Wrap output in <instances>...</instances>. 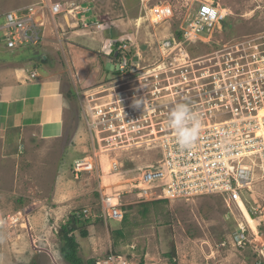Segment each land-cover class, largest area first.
<instances>
[{
    "label": "rangeland",
    "instance_id": "obj_1",
    "mask_svg": "<svg viewBox=\"0 0 264 264\" xmlns=\"http://www.w3.org/2000/svg\"><path fill=\"white\" fill-rule=\"evenodd\" d=\"M73 1L0 0V25L8 12L28 13L33 8L46 10L42 5L56 2L61 7L66 3L72 4ZM87 1L91 0L76 2ZM110 1L114 15L110 21L116 24L120 20L127 25V29L118 28L115 35L120 38L126 36L129 41L128 49L132 50L131 57L135 53V56H140L144 61L153 60V51L156 50L158 41L171 37L179 39L187 27L184 23L185 19L188 17L193 19L194 11H196V7L191 8L187 5V0ZM169 1L173 17L163 22H150L147 12L153 8H164ZM162 3L164 6H158ZM214 3L221 4L224 13H226L225 10L230 11L231 16L228 17L233 18H225L218 22L214 29L212 28L211 35L205 40H214L216 30L221 28L225 42L234 38L232 42L236 43L251 39L254 43H264V0H214ZM78 9L73 8L71 12L79 14ZM39 16L42 19H37ZM37 17L33 18V25L43 35L42 21L47 19L44 11L38 13ZM96 20L87 24L88 28L92 29L91 24ZM47 21L44 31L45 29L50 31L52 35L50 34L49 37H54L56 41L57 37L53 32L51 20L48 18ZM55 23L57 27H63L59 18H55ZM134 24L135 34L133 35ZM108 26L103 23L99 26L100 29L94 27L90 35H102ZM61 37L60 31L59 38ZM42 40L40 38L37 43L26 46L24 49L18 47L13 50H7L0 43V72L27 65L29 61H26L25 57H31L36 53L38 56L43 55L41 59L47 57L51 61L53 58L48 51H44L45 48L37 49ZM94 40L95 38L86 36L78 38L77 41L89 47L88 44ZM123 42L124 40H121L118 44L121 45ZM104 44L103 41L98 44L95 70L86 78H81L82 81L76 78L75 85L74 82L67 80L68 70L62 77L65 89H68L67 85L70 87V84L75 86L76 91L73 92L79 105L74 103L73 108L70 107L65 135L61 141L55 145L41 141L29 150V153L37 155L41 150L44 151L46 161L40 163L35 162L33 158L27 159L24 161L26 166L21 167L20 164V169L18 166L8 167L0 162V180L3 183L0 184V211L4 217L18 211L26 214V220L22 223L19 221L14 229L0 230V264H68L60 255V227L66 224L75 211L80 215L78 227L88 234L82 237L78 230L73 233L78 245L77 255L82 259L83 264H88L90 261L96 264L98 259L106 257V254L121 256L126 264L141 262L142 264H264V256L260 254L264 247V182L259 183L253 193L244 194L245 205L251 213L247 211L243 202L239 203L238 213L233 207L228 210L220 199L210 197L192 202H157L126 206L121 208L122 220L102 218L101 195L121 193L123 189V186L112 189L113 174L122 171L128 173L137 169L139 162L142 161L141 156H148L149 153L136 149L118 148L116 150L115 146L113 150H107L103 143L108 139L107 135L110 136L114 130L108 132L104 124L99 121L100 118L93 117L92 113L87 111L88 107L114 108L115 102H118L117 98L121 96L125 98L126 103L133 98L141 100L137 97L138 91L130 79L113 86L103 85L115 79L112 75L118 69V63L114 62L115 55L111 48L113 43L108 41L109 46ZM224 44L223 42L217 46L221 48ZM215 45L198 44L199 47L191 48L190 52L192 56L198 57L211 53ZM59 57L62 67H69L70 72L76 76L71 60H65L63 54H59ZM69 78H71L70 74ZM80 82H84L86 86H81ZM100 91L104 93L101 94ZM130 91L133 92V96L128 94ZM88 95H95L96 100L89 102ZM104 114L107 112L104 111ZM110 116L106 115V117ZM14 134V131L10 132L11 136ZM18 146L15 143L14 147ZM58 153L60 162H55ZM78 158H87L96 165L92 171H83L78 178H75L73 165L71 169L66 165H71ZM62 163L65 166H62ZM118 163L122 166L119 167ZM19 170L27 174L33 172L38 178L37 183H34L35 186L32 187L34 191L28 189L27 186L30 183L25 176L20 175ZM109 172L110 175H108ZM53 194L59 197L57 207L53 205ZM125 198L129 200V197ZM42 202L44 207L41 210L39 204ZM237 225L245 231L243 238L238 235ZM117 233H122V236H118Z\"/></svg>",
    "mask_w": 264,
    "mask_h": 264
},
{
    "label": "built area",
    "instance_id": "obj_2",
    "mask_svg": "<svg viewBox=\"0 0 264 264\" xmlns=\"http://www.w3.org/2000/svg\"><path fill=\"white\" fill-rule=\"evenodd\" d=\"M49 10L59 14L60 5L51 4ZM34 14L33 9L6 14L0 26V41L7 50L40 40V30L33 25ZM147 15L150 22L173 17L166 7L153 8ZM228 16L213 4H200L193 19L188 17L189 21L184 22L187 27L179 39L157 42L152 61L141 60L135 53L131 57L129 41L118 47V69L112 75L115 79L103 85L113 86L130 79L142 103L137 107L135 98L126 103L121 96L114 108L88 107L87 111L100 118L108 132L114 130L103 143L107 150L115 146L116 150L149 153L141 156L137 169L113 174L112 189H123L121 193L101 195L104 219L122 220L121 208L126 204L192 202L210 197L237 211L239 203H245L244 194L264 181V43H254L252 39L231 42L198 57L190 52L198 44L209 45L211 42L204 41L212 28ZM128 94L133 96L132 91ZM88 96L89 102L96 100L95 95ZM178 102L187 104L201 122L197 141L187 149L179 147L167 124L170 109ZM94 165L87 158L76 161L75 178L83 171H92ZM25 220L24 212L4 217L0 211V230L14 229L15 224ZM237 232L244 237L240 225ZM260 254L264 256V247ZM122 260L121 256L106 254L96 264H125Z\"/></svg>",
    "mask_w": 264,
    "mask_h": 264
},
{
    "label": "crops",
    "instance_id": "obj_3",
    "mask_svg": "<svg viewBox=\"0 0 264 264\" xmlns=\"http://www.w3.org/2000/svg\"><path fill=\"white\" fill-rule=\"evenodd\" d=\"M74 1L72 4L66 3L63 6L61 5V13L59 14H52L47 8L46 10L40 9L36 11L35 17L38 16V13L44 11L45 17L47 18L42 21L43 35H41V31L39 33L41 36L40 38H43V40L39 46H36L38 50H41V48L43 50L45 48L46 50L44 51H48L53 58L51 61H49L47 57L41 59L43 55L38 56L36 53L31 57H25L26 61H29L27 65L24 63L25 65L23 66L5 69L0 72V162L5 166H18L20 169V164L21 167H23V165L26 166L24 161H27V159L30 160L33 158L35 162L40 163L46 161L47 157L44 151L41 150L37 155L35 153H29V150L41 141L53 143L54 145L61 141L65 135L66 121L69 114L68 111L71 109L70 107L73 108L74 103L79 105L78 99L73 92L76 91L75 86L70 84V87L67 85L68 89L63 87L64 80L62 77L65 75V72L67 70L69 71V73H67V80L69 79L76 85V78L80 80L83 77L86 78L89 73L95 70V62L98 59V44L101 41L105 43L104 45H106L108 41L113 43L111 48L114 49L121 40L126 38V36L120 38L115 35V31L118 28L124 30L127 29V25L124 21L120 22V20L116 22V24L110 21L111 17L114 16L110 0H91L80 3L76 2L77 0ZM187 2V5H190L189 7H196V11L200 3L213 4V6H217L219 10H222V5L219 3L215 4L214 0H187ZM158 6H164V4L162 3ZM165 6L170 9V1L169 3L167 2ZM73 8H79L77 10L79 14L71 12ZM227 13L230 16V13ZM48 18L51 20L53 32L56 34V41H54V37H49L50 34L52 35L50 31L46 29L44 31V28L47 27L48 24ZM55 18L61 20L63 27H57ZM37 19L40 20L42 18L39 16ZM95 19H97L94 22L95 24L106 23V25H109L105 28L104 34L90 35V31L93 28L84 27L85 22L91 23ZM186 20L187 19H185V21ZM188 21L189 20H187V22ZM109 28H111V32L108 31ZM132 28L134 35L135 24ZM220 30L221 28L216 30L214 40L211 39V41H209L211 42L210 45L216 44L215 46L217 47L218 44L223 42L229 44L234 39L225 42L226 39H224ZM60 31L62 33L61 39L59 38ZM86 36L95 38L94 41L88 44L89 47L96 46L94 49L78 43V38ZM146 36L149 37L150 35ZM204 42H207V40ZM203 45L210 46L206 44ZM59 54H63L65 60H71L76 70L75 72L77 73L76 76L70 72L69 67H62ZM69 74L71 78H69ZM80 85L83 87L86 86L84 82H80ZM13 131L15 134L11 136L10 132ZM15 143L19 146L14 147ZM8 148H10V150H7ZM11 151L14 153H8ZM28 154L30 155L29 157ZM59 156L58 153L55 162H60ZM73 162L71 165L67 164L66 166L71 169ZM61 165L65 166L63 163ZM29 171L31 170L29 169ZM18 172L29 181L30 184L27 186L28 189L34 191L32 187L35 186L34 183L38 181L35 174L33 172L27 174L23 172V170H19ZM0 184H3L1 180ZM56 187H58L57 182ZM53 197V205L56 206L59 197L55 194H53ZM39 207H41L42 210L44 203L42 202L39 204Z\"/></svg>",
    "mask_w": 264,
    "mask_h": 264
},
{
    "label": "clouds",
    "instance_id": "obj_4",
    "mask_svg": "<svg viewBox=\"0 0 264 264\" xmlns=\"http://www.w3.org/2000/svg\"><path fill=\"white\" fill-rule=\"evenodd\" d=\"M55 3H53V4H55ZM57 4H59V3H57ZM200 4H202V3H200ZM50 5L51 4H49V5H42V6H44L47 9H49V6ZM33 10L35 11V14H34V17H35L36 16V11H38V10H37V8H33ZM21 12H23V11H21ZM8 13H12V12H8ZM60 13H61V9H60ZM6 14H5V16H6ZM5 16H4V19H5ZM3 23H4V21H3ZM3 23H2V25H3ZM84 24H90V23L89 22H85ZM2 25H0V26H2ZM100 25H101L100 23L95 24L93 22L91 24V27H93V28L95 27V28L99 29L98 26H100ZM85 28H88V26L85 27ZM109 29H111V28H109ZM127 39L128 38L126 37L123 40L126 42ZM41 40H42V38H41ZM0 43H2L3 46L5 47L3 41H0ZM27 46H29V45H27ZM119 46H120V44H118L117 47H115L114 49H112L113 52H114V55L116 57H119L120 56V54H118V52H117V49H118ZM25 47L26 46L20 47V48L21 49H24ZM116 57L114 58V62H116V60L118 59ZM141 103H142L141 100H135L134 101V104L137 107ZM167 124H168L169 128H171L174 131L177 144L179 145V147H181L183 149L190 148L197 141V139L199 137L200 128H201V122H200L199 118L197 117V115L185 103L178 102V103H176L175 105H173L171 107L170 112H169V115H168ZM82 159H84V158H78V159L74 160L73 166H74V163L76 161H79V160H82ZM98 160H96V161H98ZM262 182H264V181H262ZM262 182H258L256 184V186L253 188V191L250 192V193H253L254 190H255V188L259 185V183H262ZM157 202H165V201L143 202V203L129 204V205H126V206H133V205H139V204H145V203H157ZM244 205H245V203H244ZM126 206H124V207H126ZM245 207H246L247 211L250 210L246 205H245ZM237 211L239 213V208H238ZM249 212L251 213V211H249ZM100 213H101V209H100ZM237 227H238V225L236 226V228ZM123 262H124V260H123Z\"/></svg>",
    "mask_w": 264,
    "mask_h": 264
},
{
    "label": "trees",
    "instance_id": "obj_5",
    "mask_svg": "<svg viewBox=\"0 0 264 264\" xmlns=\"http://www.w3.org/2000/svg\"><path fill=\"white\" fill-rule=\"evenodd\" d=\"M75 212H73L70 215L66 224L60 227V233H61L60 234L61 235L60 255L62 259L66 261L68 264H83L84 262L77 255L78 245H77L76 238L73 235V233L78 230L81 233L82 237H86L88 236V234L86 231H84V229L78 227L80 223V219H79L80 215H78ZM121 234L117 233L118 236H122ZM142 263L143 262H141L140 264ZM88 264H94V262L90 261L88 262Z\"/></svg>",
    "mask_w": 264,
    "mask_h": 264
},
{
    "label": "bare ground",
    "instance_id": "obj_6",
    "mask_svg": "<svg viewBox=\"0 0 264 264\" xmlns=\"http://www.w3.org/2000/svg\"><path fill=\"white\" fill-rule=\"evenodd\" d=\"M225 12H230V11H227V10H225ZM224 13V12H223ZM231 16V15H230Z\"/></svg>",
    "mask_w": 264,
    "mask_h": 264
},
{
    "label": "water",
    "instance_id": "obj_7",
    "mask_svg": "<svg viewBox=\"0 0 264 264\" xmlns=\"http://www.w3.org/2000/svg\"><path fill=\"white\" fill-rule=\"evenodd\" d=\"M108 31H110V32H111V29H108Z\"/></svg>",
    "mask_w": 264,
    "mask_h": 264
}]
</instances>
